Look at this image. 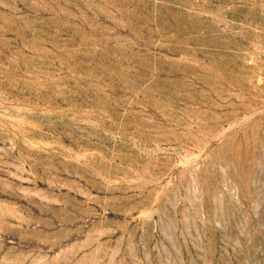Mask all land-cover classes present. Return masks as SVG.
I'll return each instance as SVG.
<instances>
[{
	"label": "rangeland",
	"instance_id": "rangeland-1",
	"mask_svg": "<svg viewBox=\"0 0 264 264\" xmlns=\"http://www.w3.org/2000/svg\"><path fill=\"white\" fill-rule=\"evenodd\" d=\"M0 264H264V0H0Z\"/></svg>",
	"mask_w": 264,
	"mask_h": 264
}]
</instances>
